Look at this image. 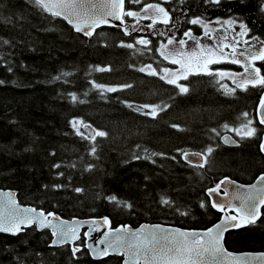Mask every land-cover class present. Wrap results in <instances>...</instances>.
I'll use <instances>...</instances> for the list:
<instances>
[{"label":"trees","instance_id":"trees-1","mask_svg":"<svg viewBox=\"0 0 264 264\" xmlns=\"http://www.w3.org/2000/svg\"><path fill=\"white\" fill-rule=\"evenodd\" d=\"M260 3L222 0L214 6L205 0H186L181 6L173 0L163 6L187 11V16L173 12L176 37L189 28L197 30L187 23L194 16L207 20L237 17L264 35ZM125 7L139 10L142 6L126 0ZM124 19L131 30L132 18ZM146 23L150 21L142 20L139 26ZM122 27H102L87 38L61 18L41 11L31 0H0V80L4 81L0 84V188L17 191L22 204L65 218L107 217L112 226L150 222L204 229L220 216L210 206L208 188L225 175L248 183L264 173L259 137H235V147L224 144L212 131L221 134L227 130L223 128L226 123L239 126L241 120L232 118L250 95L243 104L233 102L217 94L214 78L195 83L191 76L186 81L189 92L179 94L174 85L136 70L159 60L156 48L166 37L157 34L147 48L136 45L129 49L119 46L121 41L134 44L139 36L148 39L153 30L126 36ZM156 28L167 31L162 24ZM4 40L9 43L3 44ZM97 66H110L111 71H94ZM57 76L61 79L56 80ZM93 81L132 87L101 95L93 88ZM70 93L84 103H74ZM148 104L170 107L155 119L142 114L144 109L134 110ZM73 120L108 133L107 137H97L95 156L89 154L93 144L76 134L70 123ZM173 124L183 130L173 128ZM209 146L215 150L203 168L185 162L177 151L204 152ZM55 164L61 167L54 168ZM88 165L93 166L90 171L86 170ZM60 172L64 175L59 176ZM76 188L83 191L77 193ZM112 195L132 208L109 202L106 198ZM161 197L173 204L162 205ZM201 202L205 208L200 207ZM51 237L49 230L39 231L35 226L15 236L0 233V264H122L120 256L92 259L84 248V237L77 243L82 251L76 257L70 245L50 247ZM225 245L235 252L264 251V215L255 225L227 232Z\"/></svg>","mask_w":264,"mask_h":264},{"label":"snow or ice","instance_id":"snow-or-ice-1","mask_svg":"<svg viewBox=\"0 0 264 264\" xmlns=\"http://www.w3.org/2000/svg\"><path fill=\"white\" fill-rule=\"evenodd\" d=\"M31 2L41 11L48 13L55 17H61L66 20L76 32L82 33L86 37H91L96 28L101 24H108L113 27L123 25L122 31L124 35H131V32L137 31V25L141 20H150L151 22L145 25L149 30H153L159 36L166 37V42H161L156 52L166 61L171 64L179 65V69L172 70L169 68H162L158 72L152 64H147L136 69L141 73H146L149 76H158L160 80L165 81L169 85H174L179 90V94H187L189 88L179 81L187 80L191 74H204L208 76L219 75L240 77L237 82L233 79L235 88L230 90L229 94H235L239 89L243 92L250 90H259L261 96L256 110L258 123L264 126V72L262 67L264 65V39L258 36L250 35L252 29L241 19L237 17H229L228 19L216 18L215 20H207L202 16H194L187 19V23L193 26H198L203 30V36L211 39V33L215 32L216 37L220 41L216 47H211L207 44H201V38L193 34L192 28L187 29L183 33V37L177 39L175 32L172 29L175 27L173 23V12L181 11L183 15L187 16V11L182 7L169 10L164 7V4L172 3L173 0H160V2L148 3L146 0H127V3L133 5H141L138 11L126 8V0H31ZM179 5H183L186 0H176ZM206 4L219 6L222 0H205ZM243 3V0H241ZM260 12L264 14V0L260 3ZM125 17L134 18L135 24L131 26V30L127 26ZM111 20H118L119 25H111ZM162 24L167 28V31H159L156 26ZM219 25V29L211 28V25ZM238 29V30H237ZM143 31V28L139 29ZM232 32L235 35L228 43L224 41L229 40L228 33ZM171 33V34H169ZM237 37H245L243 50H239L241 40ZM191 51H184L185 47L189 46ZM3 44H8L9 41H2ZM152 43L151 40L141 37L135 43H125L121 41V47L129 49L135 48L136 45H143L145 48ZM171 46V47H170ZM178 46V47H177ZM229 48L231 52H225L224 49ZM199 49V52H197ZM151 51V49H148ZM142 54V53H141ZM231 63L240 66L243 71L239 73L225 72L221 70H212L209 65ZM193 63L199 70L192 72ZM97 72L111 71L110 66H97L93 69ZM9 72L12 69L9 67ZM163 73V74H161ZM63 76H68L70 73H62ZM56 80L61 79L60 76L55 77ZM4 81L0 80V84ZM93 88L100 90L103 93L116 92L118 90L131 88V84H124L117 87L105 86L92 82ZM72 101L84 103L79 100L75 93H70ZM128 107H133L131 104ZM170 105H140L136 107L135 111H142V109H149V111L142 114L151 116L155 119L161 112L167 110ZM241 123L239 126L230 128L226 123L223 125L224 129L234 131L240 140L260 138L259 148L264 153V133L254 126V120L249 112L241 113ZM76 134L82 139L88 140L93 146L90 149V155L95 156L97 148L95 142L97 137H107L108 133L103 130L93 128L91 125L83 122L73 120L70 122ZM80 124L87 131V134L80 130L77 125ZM173 128L179 129L178 125L173 124ZM183 130V129H179ZM216 135H220L216 129H212ZM225 143L237 144V141L231 137H222ZM139 147V146H137ZM214 148L209 146L204 152H190L182 149L177 151L180 153L183 160L190 165L198 168H203L209 162V157L214 152ZM147 151V150H145ZM54 155V153H53ZM163 155L152 153L151 156ZM151 156H145L144 159H151ZM196 157L194 161L192 158ZM135 159H141L140 156H135ZM175 159V157H172ZM154 162V161H153ZM75 165H73L74 167ZM54 168H60V164L53 165ZM92 165H88L86 170L90 171ZM63 176L62 172L58 173ZM233 181L225 179L221 180L215 187L208 188L207 194L211 198L214 194L219 195L222 186L226 184H233ZM257 185H260L259 187ZM54 188H62L63 185H54ZM244 186H237V191L233 192L225 203L216 199H211L210 206L219 212H226V208H234L233 201H239V206L236 208L237 215H224L220 222L215 224L213 228L207 229L203 233L186 232L180 229L166 230L160 225L156 226H142L141 229L132 230L128 226H121L120 228H111V222L107 217L103 218V224L108 226V231L103 233V238L97 242L96 246L86 243L90 254L94 259H103L111 254H119L125 257L124 264H264V253L260 254H242L234 255L223 246L224 233L231 229H238L246 225H255L264 213L260 211L264 207V174L260 175L257 183L248 186V191L240 192L239 188ZM75 192L83 191L81 188L74 189ZM224 195L228 196L227 188H224ZM109 202L114 203L117 207H124L131 209L132 205L127 201L120 200L117 196H108ZM161 204L171 206L172 201L165 197H161ZM201 208H205L206 204L201 202ZM179 211V209H177ZM181 215H187V212H181ZM51 217L52 219H49ZM99 221H76L71 222L61 220L53 212L45 213L42 209L21 207L14 198L11 192H0V233H7L10 235H17L21 233L26 227L35 225L37 229H51L53 240L50 246H62L64 244H73L72 255L76 257L77 253L81 252V246L75 245L74 242L81 239L79 234V227L81 224L88 225V231L84 233L86 238H91L90 233L97 231L99 228ZM207 237V239H204ZM102 245L103 247H100Z\"/></svg>","mask_w":264,"mask_h":264},{"label":"water","instance_id":"water-1","mask_svg":"<svg viewBox=\"0 0 264 264\" xmlns=\"http://www.w3.org/2000/svg\"><path fill=\"white\" fill-rule=\"evenodd\" d=\"M59 18H61V17H59ZM61 19H62L63 21H65L69 26L72 27V25H70L66 20H64L63 18H61ZM109 19H110V21H111V25H119V24H120V22H119L118 20H111V18H109ZM101 27H113V26H110V25H108V24H101V26L98 27V28H101ZM98 28H96V30H97ZM72 29L74 30L73 27H72ZM96 30H95V32H96ZM74 31H75V30H74ZM75 32H76V31H75ZM95 32H94V34H95ZM77 33H79V32H77ZM80 34H82V33H80ZM94 34H93V35H94ZM82 35H83V34H82ZM93 35H92V36H93ZM92 36H91V37H92ZM91 37H87V38H91ZM257 106H258V105H257ZM82 131L85 132V133L87 134V131L83 128V126H82ZM222 137H231L233 140L236 141V139H235L234 137H232V136H231L230 134H228V133L224 134ZM221 139H222V138H221ZM222 141H223V143H225L223 139H222ZM225 144H227V145H233L232 143H225ZM259 149H260V148H259ZM190 152H199V151H190ZM261 153H262V152H261ZM262 154L264 155V153H262ZM192 159L195 161L197 158H196V157H193ZM262 174H264V173H259V174H258V175H257V176H256L251 182H248V183L238 182V181L232 179L231 177L226 176V177L228 178V180L233 181L234 183H233V184H226V185L222 186L221 191H220V194H219V195H215V194H214L211 198L208 196V194H207V192H206L207 197H208V199H209V202L211 201V199H216V200H218V201H220V202L225 203V205H227V201L229 200L231 194H232L233 192L237 191V186H241V185L244 186V187H242V188H239V191L242 192V193H243V192H246V191L249 190V189H248V186L257 183V180H258L259 176L262 175ZM226 177H223L222 179H220V180L218 181V183H219L221 180L225 179ZM257 186L259 187L260 185H257ZM214 187H215V186H214ZM225 187L227 188V191H228V193H229L228 196H225V195H224V188H225ZM0 192H4V193L11 192V193H13V194H14V198H15V200L18 202V204H19L21 207L36 208V207H34V206L26 205V204H22L21 202H19L18 197H17V191H15V190H13V189H2V188H0ZM232 203H233V205L235 206L234 208H226V212H224V213L218 211V212L220 213V217H219V219H218L217 221H215L213 224H211L210 226H208V227H206V228H204V229H188V228H181V227L174 226V225H168V224H162V223H150V222H143V223H140V224L137 225V226H132V225H130V224H118L117 226H112V225H111V228L115 229V228H120L121 226H128V227H129L130 229H132V230H138V229H141L142 226H149V227H151V226L160 225L162 228H164V229H166V230L180 229V230H182V231H186V232L203 233V232H205L207 229H209V228H213V226H214L215 224L219 223L220 220H221V218H222L224 215H229V216H231V215H237L236 208L239 206V201H233ZM262 208H263V207L260 208V211H261V212H262ZM36 209H37V210H41V209H39V208H36ZM215 210H216V209H215ZM43 211H44V210H43ZM216 211H217V210H216ZM44 212L47 213L46 211H44ZM48 212H53V211H48ZM53 213H55V212H53ZM55 214H56L57 216H59L61 220L68 221V222H71V221H73V220L80 221V222L90 221V220H97V221L100 222V223H99V228H98V230H97V231H93L92 233H90V237H91L90 239H89V238H86V237L84 236V233H85L86 231H88V225H87V224H81V226L79 227V234H80V237H81V235L84 236V248L87 250L89 256H90L92 259H94L93 256L90 254L88 248L86 247V243H88V244H93V246H96V245H97V242H98L100 239L103 238V233L106 232V231H108V226L103 224V218H104V217H88V218L72 217V218H65V217L60 216V215L57 214V213H55ZM49 219H52V218L49 217ZM108 219H109V218H108ZM109 221H110V219H109ZM110 222H111V221H110ZM33 226H35V225H33ZM30 227H31V226H30ZM35 227H36V226H35ZM26 228H28V227H26ZM36 229H37V227H36ZM46 229H47V228H46ZM37 230L41 231V230H44V229H37ZM47 230H49V231L51 232V229H47ZM231 230H236V229H231V228H230L227 232H229V231H231ZM23 231H24V230H23ZM227 232L224 233V238H223V241H222L223 246H224V248L227 250V252H231V253H233L234 255H237V256H238V255H242V254H253V255H255V254L264 253V251H244V252H235V251H230V250H228V249L226 248V245H225V236H226V233H227ZM5 234H7V233H5ZM51 234H52V232H51ZM9 235H10V234H9ZM204 239H207V237H204ZM52 240H53V236L51 237V240H50V242H49V246L51 245ZM78 241H79V240H78ZM78 241H75L74 244L77 245V242H78ZM64 245H70L71 249H72V246H73V244H71V243H70V244H64ZM62 246H63V245H62ZM50 247H59V246H50ZM100 247H103V246L100 245ZM109 256H120V257H122V256L119 255V254H111V255H109ZM104 258H105V257H104ZM95 260H99V259H95ZM124 260H125V257H122V264H124Z\"/></svg>","mask_w":264,"mask_h":264},{"label":"flooded vegetation","instance_id":"flooded-vegetation-1","mask_svg":"<svg viewBox=\"0 0 264 264\" xmlns=\"http://www.w3.org/2000/svg\"><path fill=\"white\" fill-rule=\"evenodd\" d=\"M223 19H226V18H223ZM213 20H215V19H213ZM217 29H219V28H217ZM193 34L194 35H200V27L197 26V30L196 31H193ZM155 35H157L155 31H153V33L150 32L149 35H148V39L150 40L152 38V36H155ZM250 35H255V36L260 37L261 39H264V35H262L260 33H257L256 30H252V32L250 33ZM228 36H229V40L224 41V43H228L231 40V38L233 37V36L231 37L229 34H228ZM180 38L187 39L186 37H183V34L177 36V39H180ZM243 39H245V37H243L242 39H240L241 40V44L239 45V50H243V48L245 47V45L242 42ZM209 43H210V46L211 47H216L215 44H214L213 38L209 39ZM224 51L230 53L231 52V49L225 48ZM197 52H199V51L197 50ZM157 56H158L159 60L160 59L163 60L162 63L156 64L157 62H159V60H154V62H150L148 64H152L153 67L156 68L157 71L159 72L160 69H162L165 66H167V61L164 60L159 55V53H157ZM218 65L220 67H217L216 69L224 68L225 70H228L230 72H235V73H239V72H242L243 71V69L240 66L235 65V64H231V63H226L225 62V63H221V64H218ZM214 66H216V64L209 65V68L213 70ZM258 66H261L262 67V72H264V65H259L258 64ZM195 72H197V71H193V73H195ZM190 76L192 77V79H191L192 82L195 80V83H196V80L198 81L201 78H208L209 79V82H211L210 81L211 77L214 78V76L204 75V74H202V72L199 75H197V74H191ZM153 77H155L156 79L160 80L158 76H153ZM160 81L163 82V83H165V81H163V80H160ZM186 81L187 80H185V81L182 80V81H180V83H182L185 86H187V82ZM231 85L232 86L231 87H227L224 92L221 91L220 89H218L217 94H220L221 96L224 95L227 98H229L231 101L237 102V103H241L243 101V99H246V96L248 97L250 95L249 98H248V100H247L248 102L245 105H243L241 108L240 107L237 108L236 112H240V113L239 114L237 113L232 119L241 120L242 119L241 118V113L247 111V112L250 113V116L254 120V126H256L258 129H260L261 130V133H263L264 132V127L258 123V119H257V116H256L257 105L259 104V99H260V96H261V92L259 90H250L249 92H243V91H240L239 89H237L236 92H235V94L226 95L225 93H228L229 94L230 93V90L233 89V88H235V84H231ZM211 86L213 87L212 84H211ZM230 100H227V101H230ZM241 104H243V103H241ZM148 105H152V104H148ZM231 132L232 131H229V130L222 131V133L220 134V139L226 133L234 136ZM234 137H236V136H234ZM221 141H222V139H221ZM259 143H260V140H259ZM232 146L238 147V142H237V144H233ZM225 176H228V175H225Z\"/></svg>","mask_w":264,"mask_h":264},{"label":"rangeland","instance_id":"rangeland-1","mask_svg":"<svg viewBox=\"0 0 264 264\" xmlns=\"http://www.w3.org/2000/svg\"><path fill=\"white\" fill-rule=\"evenodd\" d=\"M136 11H138V10H136ZM150 21V20H149ZM151 22V21H150ZM140 23H142V20L140 21ZM133 24H135V19L134 18H132L131 19V26L133 25ZM148 23H146V25H147ZM140 28H143V31H140L139 29ZM211 28H214V29H217V28H219V25H216V24H213V25H211ZM137 33H139V34H146V33H148V30L149 29H147L146 27H143V26H139V25H137ZM238 30V29H237ZM231 37L232 36H234L235 35V33H232V32H229L228 33ZM195 36H197V37H200L201 38V44H207V45H209L210 46V43H209V38L208 37H204L203 36V30L200 28V35H195ZM211 37L213 38V40H214V44H215V46L217 45V44H219L220 43V41L218 40V38L216 37V34H215V32H213V33H211ZM139 38H141V37H138L137 39H139ZM243 37H237V39H242ZM161 42H166V39L165 40H162ZM191 41L189 42V46L188 47H185V49H184V51H186V52H188V51H191V47H190V45H191ZM171 47V46H170ZM178 47V46H177ZM198 51H199V49H197ZM179 65H174V64H171L169 61H167V66H165L164 68H169V69H172V70H177V69H179ZM217 67H220L218 64H216V66H214V68H213V70H221V71H225V72H230V71H228V70H225L224 68H219V69H216ZM193 71H199L196 67H195V64L193 63V67H192V72ZM161 74H163V73H161ZM189 77H190V75H189ZM233 79H235L237 82H239L240 81V77H230V76H224L223 78H221L219 75H215L214 76V81H215V84H216V86H217V89H220L221 91H225L226 90V88L227 87H231L232 85L231 84H234L233 83ZM188 80V79H187ZM185 81V80H184ZM197 81V80H196ZM180 82V81H179ZM145 111H149V109H145ZM82 126V125H81ZM81 126H80V130H81ZM230 128H233V127H230ZM232 133L233 134H235L236 135V133L234 132V131H232ZM237 136V135H236ZM238 137V136H237Z\"/></svg>","mask_w":264,"mask_h":264}]
</instances>
